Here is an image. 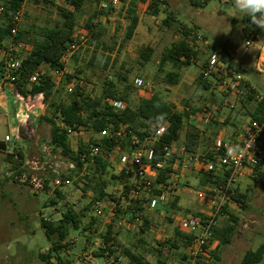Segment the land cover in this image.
<instances>
[{"label": "built area", "instance_id": "obj_1", "mask_svg": "<svg viewBox=\"0 0 264 264\" xmlns=\"http://www.w3.org/2000/svg\"><path fill=\"white\" fill-rule=\"evenodd\" d=\"M25 3L13 18L11 40L0 45V100L7 101L10 98L15 111L12 132L5 135V142L11 147L27 137L32 138L36 133L38 118L45 113L44 106L38 104L36 98L22 97L14 86L15 81L21 77L27 49L26 43L16 40ZM120 4L121 0H100L99 5L108 9ZM63 5L71 8L67 2ZM4 10L5 6L0 2V21ZM81 30L78 27L75 40L68 46L63 58L64 66L50 70L49 74L56 85L68 74L67 60L85 39L86 33L81 34ZM78 38L82 40L79 43ZM251 42L247 41V44ZM190 44L194 50L208 56L201 72L212 83V89L218 95V99L210 101L201 111L194 113L193 118L200 129L216 121L221 111L233 110L250 97H255L256 101L264 99V95L243 73L231 70L217 51L210 49L201 33L192 32ZM259 60L264 66V52L260 54ZM48 72L43 65L39 66L24 78L22 88L31 92L35 85L46 80ZM134 86L148 94H153L156 90L152 81L142 77L134 80ZM74 89L75 84L69 83L68 92L72 93ZM111 104L119 111L127 106L121 100H113ZM58 124L67 131L75 158L59 157L53 165L36 160L27 161L21 169L11 173V177L36 194L45 193L48 187L54 191V198L39 215L41 224H58L69 213L81 216L83 233L90 241V246L76 256V264H98V258L106 264H122L128 247V233L140 235L149 213L156 212L161 204L167 205L181 195V176L187 171L211 172L218 166L225 179L208 190L196 191L198 200L208 206L209 211L184 215L179 219L177 227L191 239L184 245V260L175 264H205L216 249L213 229L217 227L220 216L228 215L224 208L229 196L235 193V185L247 172L254 178L258 177L264 166V116L261 119H250L228 137L221 131L213 150L216 155L221 154L217 162L186 146L166 145L163 160L157 167L151 162L153 146L168 133L170 121H164L161 126L154 123L153 130L143 137L137 134L130 123H121L116 127L109 122L98 134L91 136L86 134L83 125L76 130L61 118H58ZM103 141L112 142L113 146L106 145ZM229 148L234 149L231 155ZM44 152L48 154V148ZM99 162L108 164L119 178L111 191L96 197L90 190L84 189V182L99 175ZM167 169L166 179L158 181L160 170ZM47 171L52 172L51 177L46 176ZM150 228L149 230L155 231V226ZM156 232L158 233L157 229ZM159 234L158 239L165 244L158 247L163 255L169 257L173 252L169 243L174 239L163 234L162 230ZM69 243L75 246L76 241Z\"/></svg>", "mask_w": 264, "mask_h": 264}, {"label": "rangeland", "instance_id": "obj_2", "mask_svg": "<svg viewBox=\"0 0 264 264\" xmlns=\"http://www.w3.org/2000/svg\"><path fill=\"white\" fill-rule=\"evenodd\" d=\"M132 1L138 3L136 11L142 16V27L148 32L145 38L134 37L132 40L125 38L128 25L125 15ZM164 1L167 4L161 5L159 16L151 15L149 8L145 9V3L141 0L121 2L113 15L111 14L108 18L101 15L98 21L103 28L102 41L109 47L113 46L114 51L111 54L101 49L105 56H99L95 63H90L96 42L86 37L85 43L73 53L68 64V73L74 76L72 82L75 87L81 79L87 85V91L93 96H99L102 94L105 82L113 79L120 92L125 91L124 89L130 85L128 93L131 101L135 102L141 96V92L134 86V80L142 77L152 81L156 92L161 93L165 100L177 103L180 109L190 107L198 111L204 108L210 101L218 99L215 98L214 89L204 91L197 84L203 64L207 62V55H202L197 64L193 63L184 68L180 83L176 86L164 84L162 78L165 73L159 71L163 52L178 42L186 29L201 33L231 70L243 74L250 72L251 63L256 60L260 47L264 46V29L249 22L247 16L234 7L233 0H210L208 4H205L204 0ZM64 3L65 0H26L24 16L19 26L22 31H30L26 40H33L41 27L54 25L60 19L59 7H65ZM99 4L100 0L88 1L84 12L79 15V30L95 11H100ZM170 12L174 13L178 19L172 27L163 23ZM81 41L79 39L78 43ZM247 41H252L251 45H247ZM147 46L152 47L154 52L150 61L145 63L140 54ZM76 54L77 61L74 57ZM107 55H111L112 58L106 67ZM238 64L244 67L238 68ZM234 68L242 71L234 70ZM170 70L172 66L169 64L165 72ZM48 71V77H52L49 74L50 70ZM252 76V81L264 93V76ZM68 84L66 76L57 85L55 83V97L58 101L70 100L72 93L67 90ZM9 96H11L10 93ZM44 108L43 112L47 113L46 107ZM252 108L253 104H249L247 108L239 106L223 112L221 114V119L225 121L223 126L232 132L237 130L250 120L249 111L253 110ZM14 112L10 98L7 101L0 100V264H57L59 258L56 253L52 254L53 258L50 260H43L41 256L47 255L46 249L54 242L48 238L46 229L39 221V215L48 205L51 197H54V191L48 187L45 193L36 194L26 185L12 178L11 173L21 169L27 161L36 160L53 165L59 157L67 156L63 155L61 150H54L50 144V127L47 124H36V133L32 135V138L27 137L15 147L6 143L5 135L11 134L14 125ZM228 115L230 121L226 122ZM213 133L211 131L210 135ZM207 140L212 142L210 136ZM45 148H48V154L44 152ZM19 149L23 151L19 153ZM45 174L52 176L51 171ZM106 174L112 184V187L107 189L109 192L115 186V182L111 180V171L108 170ZM193 174L187 177L181 176L183 202L177 206H170L165 213L155 215L157 230L164 228L169 231L166 232L168 235H173L181 217L209 211V207L202 204L196 196V191L202 189L198 187V173ZM237 190L247 195L244 203L238 202L237 205L230 206L231 211L239 218L237 229L232 242L220 246L216 254L211 257L210 264H241L246 251L256 249L264 242L263 170L255 178L246 174L241 177L235 185L234 194ZM229 217V215L220 216L219 224L223 226ZM77 230L81 232L82 226L80 225ZM156 237L154 234L152 238L147 237L143 243L139 244V253L143 254L148 261L154 262L158 256L159 242ZM71 238H78V244L71 253L68 252V246L61 247L59 253L62 259L61 264H76L75 255H78L83 248H88L87 243L83 242L77 231L71 232ZM129 261L130 258L127 256L122 264H128ZM96 262L106 264L100 258L96 259ZM259 264H264V259Z\"/></svg>", "mask_w": 264, "mask_h": 264}, {"label": "trees", "instance_id": "obj_3", "mask_svg": "<svg viewBox=\"0 0 264 264\" xmlns=\"http://www.w3.org/2000/svg\"><path fill=\"white\" fill-rule=\"evenodd\" d=\"M38 1V0H37ZM44 1V0H42ZM89 0H65L71 8L59 7L60 19L51 26L41 27L36 32L35 38L26 40V36L30 31H22L18 29L16 40L27 44L25 51L24 61L21 67V77L15 81L16 92L24 98L29 96L36 98L38 104L46 107L47 113H44L38 118L36 124H47L50 127V144L54 147V150H61V153L71 159H74L73 152L70 147V140L67 131L60 128L58 124V118H61L67 124L72 125L76 130L78 126H85L87 135L98 134L107 123L112 122L116 127L121 123H130L136 130L137 134L141 137L149 134L153 129L152 125L156 122L157 117H163L164 121H170L171 126L168 133L159 139L153 146L152 164L157 165L162 162L164 156V147L166 145H173L177 141L180 132L184 129L188 122L189 112L186 110H178L173 102H169L163 98L161 93L155 92L148 94L144 90L140 89L141 96L135 101H131L128 90L131 88L127 86L125 91L120 92L117 89V84L113 79H109L103 86L102 94L99 96H93L91 92L87 91V85L84 81L77 82V86L71 94L70 100L58 101L55 97V81L52 77H47L40 85H35L31 92L22 88L23 80L26 76L33 72L41 65H46L47 70H51L55 67L64 66L63 58L66 54L68 46L76 38L78 32V19L79 15L84 12V8ZM146 3L148 0H141ZM209 0H204L207 4ZM5 6L4 13L0 21V45L11 40V29L14 25L13 18L16 12L23 6L26 0H4ZM99 2V1H98ZM126 3L127 0H121ZM131 7L128 8L125 15L128 21L127 31L125 38L131 39L135 33V30L139 24V16L136 11L138 6L137 1L131 2ZM166 5L164 0H151L149 2V12L153 16H159L161 12V5ZM195 4V2H194ZM199 4V3H196ZM113 12V7L108 9L100 8V11H95L91 17H89L82 27V33H86V37L95 41V48L93 50L90 63H95L99 56H105L101 49L107 50L112 54L114 47H109L104 41H102V24L98 21L101 15L108 18ZM249 22L250 19L247 16ZM177 17L174 13L170 12L163 20V23L172 27L177 22ZM254 25V24H253ZM255 26V25H254ZM20 28V27H19ZM193 29H186L183 32L182 38L168 47L162 54L159 62V71L165 73L162 78V82L167 85L176 86L180 83L182 77V71L184 68L190 66L193 62L197 64L202 56L200 51L194 50L190 44ZM81 33V34H82ZM80 34L78 35V37ZM79 41V39H78ZM211 50H215L210 46ZM152 47H145L140 56L142 60L147 63L150 61L153 55ZM75 60H78L76 54ZM111 55H107L106 67L111 61ZM172 66V70L165 72L167 65ZM205 65V63L203 64ZM74 79L71 73L66 75V80L70 83ZM126 79V77H123ZM127 80V79H126ZM197 84L204 90H211L212 83L204 77L201 72L197 79ZM113 100H121L127 103V106L122 111L117 110L112 104ZM249 104H253V110L249 111L250 119H261L264 116V99L256 101L255 97H250L246 101H243L241 107L247 108ZM50 111V112H49ZM35 124V127L37 126ZM198 134L195 129H191L188 132V144L192 147L197 143ZM106 145L113 146L112 142L103 141ZM23 150L19 149V153ZM219 155L208 153L211 160L217 162ZM100 172L99 175L93 179L84 182V189L87 191H94L96 197H101L107 193L108 179H107V165L103 162H99ZM166 171L160 170L158 181L166 179ZM72 176V175H71ZM75 176V175H73ZM66 177V176H64ZM198 187L202 190H208V187L215 186L221 183L225 178L221 170L218 168L211 172L201 171L199 173ZM247 195L241 193L240 190L236 191V194L230 195L228 203L224 208V212L230 217L224 223L222 227H215L213 229L214 238L216 242V249L209 256L207 264H210V259L214 256L220 246L230 244L232 242L234 233L239 223L237 215L231 211L230 203H244ZM177 198L170 201L169 204L176 206ZM167 205L161 204L157 209V213H163L167 211ZM243 205V204H242ZM80 215L76 213H69L65 216V219L58 224L43 223L42 226L46 229L48 238L54 242L53 249L47 255H41L43 260H50L52 254L56 253L59 258V264L62 263V259L59 257L60 249L62 246H68V242H65L70 234L72 227H79ZM156 216L148 214L145 219V227L148 228L149 224H152ZM146 229L141 230V237L137 239L134 249H126V255L130 258L129 264H168L169 257L163 255L158 250V256L156 260L148 261L145 256L139 253V244L143 243L146 238ZM184 234L179 230L176 232V239L170 242L172 250L178 249L177 242L183 241ZM187 241L191 239L188 235ZM185 242V241H184ZM165 243H159L163 245ZM264 259V242L261 243L256 249H250L245 252L241 264H259Z\"/></svg>", "mask_w": 264, "mask_h": 264}, {"label": "crops", "instance_id": "obj_4", "mask_svg": "<svg viewBox=\"0 0 264 264\" xmlns=\"http://www.w3.org/2000/svg\"><path fill=\"white\" fill-rule=\"evenodd\" d=\"M210 1V0H209ZM208 1V2H209ZM208 2H207V4H208ZM119 6V5H118ZM117 6V7H118ZM141 7H142V5H140ZM148 6H149V0L145 3V9H148ZM117 7H113V12H112V15H113V13H114V10H116L117 9ZM101 8V7H100ZM138 13V12H137ZM138 16H139V24H138V26H137V28H136V30H135V33H134V35H133V37L131 38V40L134 38V37H140V38H145L147 35H148V32H146L145 31V29L142 27V16H140L139 14H138ZM81 33H82V30H81ZM84 34H85V32H83ZM82 33V34H83ZM85 38H86V34H85ZM85 41H86V39H84V41H83V43H81L82 45L85 43ZM252 43V42H251ZM251 43L249 44V45H251ZM248 45V44H247ZM262 52H264V46H262V47H260V49H259V52H258V55H257V57H256V60L254 61V62H252L251 63V70H250V72H248V73H245L244 72V75L250 80V82L257 88V90L259 91V92H261V90L259 89V87L258 86H256V84L252 81V75H254V76H257V77H259V76H264V66L263 65H261L260 64V60H259V57H260V54L262 53ZM73 55V54H72ZM71 55V56H72ZM71 56L68 58V60H67V67H68V64H69V62H70V59H71ZM194 63V62H193ZM192 63V64H193ZM228 65V64H227ZM238 68H240V67H244V66H241V65H239L238 64V66H237ZM43 68H46L47 69V66L46 65H44L43 64ZM238 68H234V70H240V69H238ZM240 71H242V70H240ZM200 75V74H199ZM204 90V89H203ZM204 91H207V90H204ZM262 93V92H261ZM215 94V98H218V95H217V93L215 92L214 93ZM263 95H264V93H262ZM175 105H176V108L178 109V110H181V111H183V110H186V111H188L189 112V118H188V122L186 123V125H185V127H184V129L180 132V134H179V137H178V139H177V141L176 142H174V144L173 145H175V146H186L188 149H191V150H193V151H196V152H198V153H200V154H203V155H205V156H207L209 159H210V157L208 156V153H214V147H215V143H216V140H217V137H218V135H219V133L221 132V131H224L225 132V134H226V136L228 137V136H230L231 135V133H232V130H228V128L226 127V126H223V124L225 123V121H223V119H221V114H223V112H225V111H227V110H223V111H221L218 115H217V119H216V121H214L213 123H211L210 125H208V126H206L205 128H203V129H200L199 128V126H198V123L194 120V118H193V116H194V113L195 112H199V111H201L203 108H201V109H199L198 111H195V109H191L190 107H183V108H179L178 107V105H177V103H175V102H173ZM230 121V117H229V115H228V117H227V119H226V122H229ZM217 126V127H216ZM215 128V129H214ZM191 129H195L196 131H197V134H198V138H197V143L194 145V146H190L189 144H188V132L191 130ZM214 129V130H213ZM225 129H227V131L225 130ZM211 131H213L214 133L212 134V135H210L211 134ZM210 136V140H212V142H208V140H207V138ZM215 154V153H214ZM119 157H120V153L117 155V158L119 159ZM107 165V171L109 170V171H111V180L112 181H114L115 182V185H116V183H117V179L119 178L118 176H116L113 172H114V170H112V168H110V167H108V164H106ZM263 172H264V166H263ZM196 172H194V174H195ZM198 173V176L197 177H199V173L200 172H197ZM192 174H193V172L192 171H187V172H185L184 173V175L183 176H192ZM193 174V175H194ZM246 175H250V173L249 172H247V173H245ZM245 174L243 175V176H245ZM242 176V177H243ZM107 179H108V186H107V189H109V188H111L112 187V184H110V178H109V176L107 177ZM198 180H199V178H198ZM255 180H257V178L255 179ZM211 187V186H210ZM210 187H208V188H210ZM91 194H93V195H95L96 193H94V191H92L91 190ZM184 191H183V188H182V193H181V195L177 198V201H176V206L177 205H179L180 204V202H183V198H184ZM52 199L54 198V197H51ZM52 199H50V200H52ZM49 203V202H48ZM232 204H235V205H237L238 203H230V206L232 205ZM170 206H172V204H170V205H167V210L169 209V207ZM163 213H165V212H163ZM149 214H151L152 216H153V214H154V216L155 215H157V214H160V213H157V212H151V213H149ZM155 218V217H154ZM80 222H79V226L81 225L82 226V222H81V217H80ZM155 220H156V218H155ZM94 223H96V221L94 222ZM145 224V223H144ZM157 223H155V221L152 223V224H149V227L148 228H146L145 227V225H144V227H143V229H146L145 231H146V238L147 237H150V238H152L153 237V235L154 234H156V239L158 240V242L161 244V242H160V240L158 239L159 238V236H160V230H162L163 231V234H166V235H168L166 232H169V231H166L167 229H159L158 230V233L156 232L155 233V231H156V228H157V225H156ZM151 226H155V231H151V230H149V229H151L150 227ZM217 227H222L221 226V224H219V220H218V225H217ZM176 228V227H175ZM78 229V227L76 228V227H72L71 228V230H70V234H69V236H68V238H67V240L65 241V242H68V249H69V253H71L72 252V249L74 248V247H76L77 246V244H78V238H71V232L72 231H77L78 233H79V236L83 239V242L84 243H87V246H90V241L88 240V239H86L85 238V235H84V233H83V228H82V231L81 232H79V230H77ZM104 230V229H103ZM178 231V228H176L175 229V231H174V234L173 235H168L169 237H174L173 239L175 240L176 239V232ZM139 237H141V234L140 235H136V234H134V233H128V240H127V244H128V247L126 248V249H131V248H134V244L136 245V241H137V239L139 238ZM183 241H179V242H177V245H178V249H177V251H173L172 253H170V255H169V260H168V264H175L176 262H181V261H183L184 260V245H185V243H186V241H187V236L185 237V235L183 236ZM72 240H74V241H76V244H75V246H71L70 245V241H72ZM185 241V242H184ZM158 243V244H159ZM53 246H54V243H51V246L48 248V249H46V250H50L49 251V253L51 252V250L53 249ZM157 247H158V245H157ZM157 247H156V249H157ZM155 248V247H154ZM84 249V248H83ZM82 249V250H83ZM157 250H159V252H161L162 253V251L159 249V247H158V249ZM49 253H47V254H49ZM163 254V253H162ZM77 255H75V257H76ZM127 257V255L125 256V258ZM53 258V257H52ZM130 262V261H129ZM123 263V262H122ZM57 264H59V263H57ZM129 264V263H128Z\"/></svg>", "mask_w": 264, "mask_h": 264}, {"label": "clouds", "instance_id": "obj_5", "mask_svg": "<svg viewBox=\"0 0 264 264\" xmlns=\"http://www.w3.org/2000/svg\"><path fill=\"white\" fill-rule=\"evenodd\" d=\"M233 4L236 9L249 17L252 24L264 29V0H233ZM155 123L161 126L163 117H157ZM233 151V148L228 149L230 155Z\"/></svg>", "mask_w": 264, "mask_h": 264}]
</instances>
